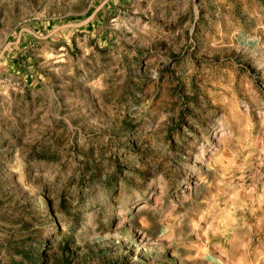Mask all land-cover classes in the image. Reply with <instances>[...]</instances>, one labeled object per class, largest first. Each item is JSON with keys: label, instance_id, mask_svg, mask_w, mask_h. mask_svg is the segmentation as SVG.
<instances>
[{"label": "rangeland", "instance_id": "1", "mask_svg": "<svg viewBox=\"0 0 264 264\" xmlns=\"http://www.w3.org/2000/svg\"><path fill=\"white\" fill-rule=\"evenodd\" d=\"M0 264H264V0H0Z\"/></svg>", "mask_w": 264, "mask_h": 264}]
</instances>
